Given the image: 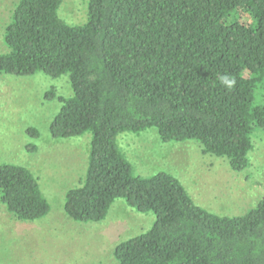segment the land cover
<instances>
[{
    "label": "trees",
    "instance_id": "trees-1",
    "mask_svg": "<svg viewBox=\"0 0 264 264\" xmlns=\"http://www.w3.org/2000/svg\"><path fill=\"white\" fill-rule=\"evenodd\" d=\"M63 2L14 5L0 75L70 80L72 96L58 97L50 134L89 133L91 143L86 174L66 193V216L99 223L117 201L152 214L148 231L115 246L117 264H264V196L243 215L213 214L170 173L136 175L117 139L154 129L163 143L193 141L232 171L251 169L254 135L264 132V105L256 102L264 0H89L78 25L61 17ZM221 75L234 86L221 84ZM39 180L24 166L0 165V203L16 220L49 214Z\"/></svg>",
    "mask_w": 264,
    "mask_h": 264
},
{
    "label": "rangeland",
    "instance_id": "rangeland-1",
    "mask_svg": "<svg viewBox=\"0 0 264 264\" xmlns=\"http://www.w3.org/2000/svg\"><path fill=\"white\" fill-rule=\"evenodd\" d=\"M18 1L0 0V54L8 51L3 29ZM88 1L64 0L61 17L68 24L84 23ZM49 91L56 93L54 98L46 97ZM61 96H72L67 76L0 75V165L28 168L40 178L50 204L46 217L21 222L0 203V264H117L115 246L145 233L154 223L152 214L135 212L123 201H117L99 223L66 216L65 196L79 187L86 174L91 135L51 137L50 125L61 107ZM256 102L264 105V87L257 91ZM28 128L36 129L39 137H29ZM260 133L254 135L251 169L245 173L232 171L226 159L204 155L196 142L163 143L154 129L138 135L126 132L117 139L136 175L170 173L197 205L219 216L234 217L247 213L264 196V132ZM28 145L37 151H30Z\"/></svg>",
    "mask_w": 264,
    "mask_h": 264
},
{
    "label": "clouds",
    "instance_id": "clouds-1",
    "mask_svg": "<svg viewBox=\"0 0 264 264\" xmlns=\"http://www.w3.org/2000/svg\"><path fill=\"white\" fill-rule=\"evenodd\" d=\"M219 80L221 82V84L225 85L226 87H228L229 89L234 86L235 84V80L229 78L227 75H221L219 77Z\"/></svg>",
    "mask_w": 264,
    "mask_h": 264
}]
</instances>
